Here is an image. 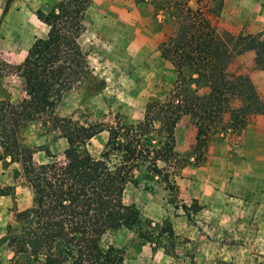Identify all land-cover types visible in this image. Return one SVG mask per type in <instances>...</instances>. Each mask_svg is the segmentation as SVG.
I'll list each match as a JSON object with an SVG mask.
<instances>
[{
    "label": "rangeland",
    "instance_id": "374dc122",
    "mask_svg": "<svg viewBox=\"0 0 264 264\" xmlns=\"http://www.w3.org/2000/svg\"><path fill=\"white\" fill-rule=\"evenodd\" d=\"M58 2L0 0V100L16 103L25 97L14 66L23 49L46 35L36 13L53 10ZM178 2L200 9L230 49L238 36L263 37L264 0H93L79 37L90 75L63 95L56 115L103 127L131 124L142 120L148 102L164 100L176 74L158 46L178 28ZM13 48L17 55L10 54ZM228 71L247 75L264 102V71L253 50L236 54ZM233 106L226 107L222 123L201 153H192L193 120L189 115L179 119L174 129L179 157L169 166L159 163L169 174V185L144 169L135 172V183L127 186L124 199L151 222L152 241L121 228L107 233L103 246L122 249L128 264H264V200L259 194L264 185V116L254 115L236 131L229 126ZM17 136L21 146L35 151V163L47 160V149L63 160L66 142L49 123L31 122ZM106 139L103 130L89 140L88 151L97 156ZM10 186L12 194L0 195V255L6 248L7 225H14V214L32 202L21 164L0 160V189ZM167 224L170 237L159 233Z\"/></svg>",
    "mask_w": 264,
    "mask_h": 264
},
{
    "label": "trees",
    "instance_id": "16d2710c",
    "mask_svg": "<svg viewBox=\"0 0 264 264\" xmlns=\"http://www.w3.org/2000/svg\"><path fill=\"white\" fill-rule=\"evenodd\" d=\"M92 2L59 0L53 10L36 13L46 35L35 38L14 66L25 97L16 103L0 100V160L21 164L32 191L31 205L14 214V225H7L9 264H128L122 249L105 247L102 240L121 228L147 242L154 238L151 222L125 202L124 194L141 169L169 185V174L159 163L169 166L179 157L174 150L179 119L189 115L193 120L192 153H201L228 105L234 104L229 126L236 131L254 115L264 116V102L249 77L228 71L231 59L247 50L254 51L255 62L264 71V34L238 36L230 49L200 9L178 2V28L158 46L176 74L164 100L148 102L142 120L131 124L103 127L59 117L55 109L63 95L90 75L79 37ZM39 120L65 140L62 161L47 149V160L35 163V151L20 145L18 130ZM103 130L106 142L97 156L92 155L88 142ZM12 192L11 186L0 189V195ZM159 233L170 237L172 229L167 224Z\"/></svg>",
    "mask_w": 264,
    "mask_h": 264
},
{
    "label": "crops",
    "instance_id": "0c3cea01",
    "mask_svg": "<svg viewBox=\"0 0 264 264\" xmlns=\"http://www.w3.org/2000/svg\"><path fill=\"white\" fill-rule=\"evenodd\" d=\"M36 18H37V17H36ZM37 20H38V19H37ZM38 21H39V20H38ZM26 50H27V48H25V49L22 50L25 54L22 55V59L19 61L20 63H21V61L23 60V58L25 57V55H26ZM10 54L17 55V50H16V48L11 49ZM6 59H7V58H6ZM6 59L3 58V60H6ZM7 62H10L9 58L7 59ZM260 188H261V190H260V192H259V194H260V198H262L261 200H264V185L261 184V185H260ZM247 190H248V189H247ZM11 255H12L11 251H10V250L7 248V246H6V248L4 249V254L0 255V264H8V263H9V259L11 258Z\"/></svg>",
    "mask_w": 264,
    "mask_h": 264
}]
</instances>
